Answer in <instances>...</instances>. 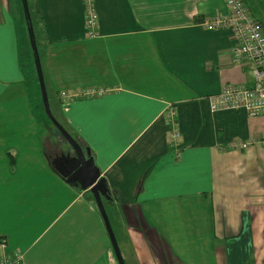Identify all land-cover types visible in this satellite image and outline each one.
<instances>
[{"label":"crops","instance_id":"obj_1","mask_svg":"<svg viewBox=\"0 0 264 264\" xmlns=\"http://www.w3.org/2000/svg\"><path fill=\"white\" fill-rule=\"evenodd\" d=\"M264 27V0H243ZM96 12L94 38L85 11ZM54 118L88 149L110 192L103 207L127 264H264V116L211 111L251 86L229 29L202 23L224 0H27ZM0 0V237L21 264H117L96 203L52 166L65 145L43 120L28 37ZM93 88L103 95L69 96ZM173 107L179 146H170ZM45 118V117H44ZM233 144V145H232ZM188 224L179 217L187 210ZM184 210H182V207ZM203 248L196 259L189 251ZM194 253H196L194 251ZM182 254V255H181ZM183 256V258H180Z\"/></svg>","mask_w":264,"mask_h":264},{"label":"built area","instance_id":"obj_2","mask_svg":"<svg viewBox=\"0 0 264 264\" xmlns=\"http://www.w3.org/2000/svg\"><path fill=\"white\" fill-rule=\"evenodd\" d=\"M228 13L207 18L202 23L207 29H229L236 45L234 55L250 62L253 65V82L251 86L226 87L220 93L209 97L211 111L236 110L244 111L251 119L264 116V27L254 19L243 0H224ZM96 12L93 5L89 4L85 11L86 37L94 38L96 33ZM103 90L93 88L85 89L73 96L60 93L59 97L66 106L67 101L73 98H92L103 95ZM166 119L170 124L167 143L170 146H179L180 133L176 123V115L173 107L166 111ZM264 146V135L249 139L245 143L233 145L246 149L252 145ZM6 240L0 237V264H21L22 254L15 251L5 254Z\"/></svg>","mask_w":264,"mask_h":264},{"label":"water","instance_id":"obj_3","mask_svg":"<svg viewBox=\"0 0 264 264\" xmlns=\"http://www.w3.org/2000/svg\"><path fill=\"white\" fill-rule=\"evenodd\" d=\"M21 5L23 16L27 24L28 39L33 54L35 71L40 87L43 111L50 124L58 132L59 141L66 147V153L61 152L60 159L52 161V166L66 183L79 186L82 191H87L90 195H92L98 211L103 219L116 262L117 264H124L102 203L103 199L106 201L110 200V192L107 188L105 180L100 177V171L95 166L94 160L90 156L88 149H83L78 141H76L54 118L50 111L43 75L39 65L40 60L37 52L34 32L30 23L27 0H21ZM69 150H71L72 154H69ZM59 160L62 162L59 163Z\"/></svg>","mask_w":264,"mask_h":264},{"label":"rangeland","instance_id":"obj_4","mask_svg":"<svg viewBox=\"0 0 264 264\" xmlns=\"http://www.w3.org/2000/svg\"><path fill=\"white\" fill-rule=\"evenodd\" d=\"M21 19V24H22V26H23V29H24V34L26 33V37H28V32H27V24H26V21H25V18L24 17H21L20 18ZM257 19H260L262 22H264V18H262V17H257ZM29 40V39H28ZM29 58H30V60L31 61H33V54H32V51H30L29 52ZM33 63H34V61H33ZM40 65V64H39ZM32 67H33V72H34V77H36V86H37V88H38V90H39V92H40V87H39V83H38V80H37V75H36V71H35V66H34V64H32ZM40 68H41V66H40ZM45 86V85H44ZM45 90H46V88H45ZM47 95V94H46ZM41 98V97H40ZM47 100H48V98H47ZM49 103V102H48ZM50 107V106H49ZM50 111H51V109H50ZM43 113H44V111H43ZM45 117V118H44ZM43 120L46 122V123H48L49 121H48V119L46 118V116H45V114L43 115ZM50 123V122H49ZM53 129V132H54V134H56V130H55V128L54 127H52ZM57 135V134H56ZM57 137H59L58 135H57ZM63 142V141H62ZM182 207V206H181ZM184 207H186L187 208V210L186 211H184L183 213H182V215L179 217V220L181 221L180 223L181 224H185V225H187L188 224V221H189V214H188V206H184ZM182 210H184V208L182 207ZM189 210H190V208H189ZM198 247H196V248H193V249H191V251H189V254H190V257L192 258V259H196L198 256H200V254H201V252H202V250H203V248L202 247H200L199 245H197ZM194 251L196 252V253H194ZM182 255V254H181ZM180 258H183V256H180ZM124 264H127V263H124ZM253 264H256L255 262L253 263Z\"/></svg>","mask_w":264,"mask_h":264},{"label":"trees","instance_id":"obj_5","mask_svg":"<svg viewBox=\"0 0 264 264\" xmlns=\"http://www.w3.org/2000/svg\"><path fill=\"white\" fill-rule=\"evenodd\" d=\"M11 2L13 4L12 9H11L12 13H15L16 16H18V17L20 16V18L21 17H24L23 16V12H22L21 0H11ZM30 23H31V19H30ZM31 25H32V23H31ZM33 32H34V30H33ZM34 37H35V34H34ZM35 42H36V38H35ZM56 134L58 135V132L57 131H56Z\"/></svg>","mask_w":264,"mask_h":264},{"label":"flooded vegetation","instance_id":"obj_6","mask_svg":"<svg viewBox=\"0 0 264 264\" xmlns=\"http://www.w3.org/2000/svg\"><path fill=\"white\" fill-rule=\"evenodd\" d=\"M69 154H72L71 150H69ZM53 156H54V159H53V160L60 159V157H61V153H60V152H59V153H55ZM61 162H62V161L59 160V163H61Z\"/></svg>","mask_w":264,"mask_h":264}]
</instances>
